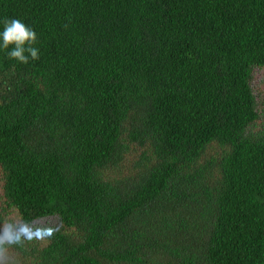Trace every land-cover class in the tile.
<instances>
[{"label": "trees", "instance_id": "trees-1", "mask_svg": "<svg viewBox=\"0 0 264 264\" xmlns=\"http://www.w3.org/2000/svg\"><path fill=\"white\" fill-rule=\"evenodd\" d=\"M0 264H264V0H0ZM10 210L16 221L9 218Z\"/></svg>", "mask_w": 264, "mask_h": 264}, {"label": "clouds", "instance_id": "clouds-1", "mask_svg": "<svg viewBox=\"0 0 264 264\" xmlns=\"http://www.w3.org/2000/svg\"><path fill=\"white\" fill-rule=\"evenodd\" d=\"M37 40L36 31L22 20L11 18L3 22V29L0 30V49H10L7 51L9 57L22 63H27L30 59H39L40 50L35 46ZM39 232H46L48 236L52 235L51 229L37 228L33 231L29 224L17 226L9 223L3 229L0 245L5 241L9 244H20L24 239L31 240Z\"/></svg>", "mask_w": 264, "mask_h": 264}, {"label": "rangeland", "instance_id": "rangeland-1", "mask_svg": "<svg viewBox=\"0 0 264 264\" xmlns=\"http://www.w3.org/2000/svg\"><path fill=\"white\" fill-rule=\"evenodd\" d=\"M0 205H4L2 203H0ZM9 218L11 219L12 222H15L16 221V213L14 212V210H10V216Z\"/></svg>", "mask_w": 264, "mask_h": 264}]
</instances>
